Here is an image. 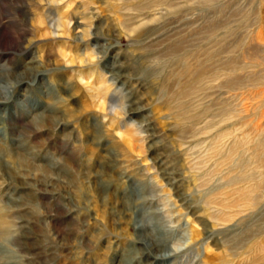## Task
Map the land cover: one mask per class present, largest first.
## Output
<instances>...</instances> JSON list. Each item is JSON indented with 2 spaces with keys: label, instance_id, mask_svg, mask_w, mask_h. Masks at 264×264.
<instances>
[{
  "label": "rangeland",
  "instance_id": "374dc122",
  "mask_svg": "<svg viewBox=\"0 0 264 264\" xmlns=\"http://www.w3.org/2000/svg\"><path fill=\"white\" fill-rule=\"evenodd\" d=\"M0 264H264V0H0Z\"/></svg>",
  "mask_w": 264,
  "mask_h": 264
},
{
  "label": "bare ground",
  "instance_id": "6f19581e",
  "mask_svg": "<svg viewBox=\"0 0 264 264\" xmlns=\"http://www.w3.org/2000/svg\"><path fill=\"white\" fill-rule=\"evenodd\" d=\"M68 19H70L69 17H68ZM70 23L68 22L67 23V26L68 27H70V25H69ZM61 26H66V25H64V24H59V27H61ZM77 28V27H76ZM75 31V30H74ZM126 67L124 66V65H122V64H120V65H117V66H115V67H113L112 69H111V71L109 72V76H110V79L112 80V81H114L115 82V84L117 83V81H119L120 83H121V85L122 86H124L125 85V82H122L125 78H126V73H125V69ZM117 93V92H116ZM136 102L134 101L133 102V104H135ZM115 109H113V111H114ZM161 158V157H160ZM162 166H168V164H167V162L166 163H162L161 164ZM171 166H168V168H170ZM168 240H164V241H159V243L157 242L156 244H157V247L158 248H161L162 246H166L167 245V242ZM160 250V249H159ZM161 251V250H160ZM159 256H164V257H168L167 256V254H162V255H159Z\"/></svg>",
  "mask_w": 264,
  "mask_h": 264
}]
</instances>
